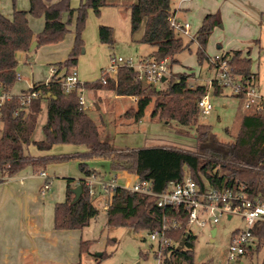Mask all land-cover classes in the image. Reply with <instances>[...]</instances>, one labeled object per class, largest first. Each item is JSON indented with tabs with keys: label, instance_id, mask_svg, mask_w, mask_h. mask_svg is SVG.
<instances>
[{
	"label": "trees",
	"instance_id": "16d2710c",
	"mask_svg": "<svg viewBox=\"0 0 264 264\" xmlns=\"http://www.w3.org/2000/svg\"><path fill=\"white\" fill-rule=\"evenodd\" d=\"M110 4L112 3L107 0H80L78 6L73 8L70 0H29L28 10L13 8L10 17L0 12V95H9L0 104V181L28 165L41 170L50 161L76 158L83 174L76 182L81 185L82 191L74 199L75 180L65 177V198L54 205L55 230H81L99 215L100 208L85 184L87 177L98 174L87 167L85 161L89 158L108 160L109 168L114 172L136 174L140 180L149 182L154 192L164 191L171 182H181L189 176L202 193L208 188L231 190L233 193L242 190L249 198L258 197L264 202V108L247 111L242 115L231 144L214 143L210 125L197 122V117L200 116L197 101L207 92L205 84L197 82L195 86H190L188 80L192 75L183 72L173 74L169 80L165 78L163 83L168 81L167 86L161 89L153 84L143 83L138 78L135 67L122 65L118 67L114 77L105 76V83H102L104 76L101 74L94 82H82V87L85 90H111L116 96L135 97L136 109L125 112V115L135 120L140 119L146 106L153 101L152 117L158 115L189 126L194 129L199 146L206 152L209 149L213 152L207 155L170 146L118 149L101 137L98 123L87 111L78 109L77 91L64 92L61 80L74 69L78 55L81 54V32L88 10L99 14L104 6ZM64 12L67 13L65 20L62 18ZM74 12L76 25L73 44L66 58L53 64L55 72L47 81L35 82L19 94H10L18 79L17 52H28L32 41H36L37 46L59 42L69 31ZM173 14V0H134L129 5L131 35L142 29L138 41L152 48L149 57L155 62L165 60L167 69L177 61L176 55L188 46L183 43L181 32L171 25ZM28 15L44 18V26L37 34L33 33L28 24ZM220 23L219 11L203 16L194 34L199 63L207 59L205 45L214 27ZM98 37L100 42L113 46L110 26L100 24ZM220 55L228 61L235 75L244 82L253 81L255 73L251 71L249 56L244 55L241 50H228ZM209 65L212 67L210 62ZM37 89L44 95L31 99L27 105L23 104L22 98ZM223 90L222 86L213 84L211 94H219ZM229 95L240 99L242 93ZM43 98L47 99L45 122L41 128L43 137L36 140L32 134ZM56 143L82 144L87 150L63 157L32 156L26 151L29 145L35 146L39 151H48ZM218 153H222L224 159L219 158ZM105 194V217L108 225L127 226L135 232H152L166 225L168 229L164 238L168 240V244L157 245L162 249L159 264L193 263L195 235L187 229L186 209L157 207L153 195L120 186L113 190L107 188ZM186 232L190 233L189 236L178 247ZM251 233L257 238L256 245L259 246L264 241V222L256 223ZM87 244L88 240H80V258L73 264H82L81 256L86 252Z\"/></svg>",
	"mask_w": 264,
	"mask_h": 264
},
{
	"label": "rangeland",
	"instance_id": "374dc122",
	"mask_svg": "<svg viewBox=\"0 0 264 264\" xmlns=\"http://www.w3.org/2000/svg\"><path fill=\"white\" fill-rule=\"evenodd\" d=\"M107 1L112 4L104 6L99 14H95L89 9L86 15L81 32V54L78 55L74 67L82 82L98 80L101 68L108 69L111 56L118 55L137 61L140 55L152 51L149 45L138 41L142 29L133 36L130 33L129 5L134 0ZM79 2L80 0H70V6L75 8ZM0 6L3 11H11L13 8L28 7L29 3L28 0H0ZM175 8H177L176 21L186 22L190 26L189 35L180 34L183 43L188 46L176 55L177 61L171 64L170 69H167L166 79L172 78L173 74L186 72L192 75L188 80L190 86L201 82L207 88V81L214 77V69L210 67L209 60L216 54H223L229 49H238L242 50L244 55L249 56L251 71L255 73L253 85L258 94L264 98V0H173V10ZM255 9L257 11L261 9V12H257ZM201 11H204L203 13L219 11L221 23L215 26L216 28L214 27L205 45L207 59L199 63L196 58L198 45L194 34L200 25L197 26L196 15ZM62 18L65 20L67 13L64 12ZM29 21L33 33L37 34L43 26V17L30 16ZM100 24L112 28L113 46L100 42L98 37ZM75 25L76 13L74 12L69 23V31L59 42L55 43L59 48L68 47L66 56L72 48ZM50 45H54V43L36 46L35 50L30 55L28 54L30 56L29 63H24V57L22 55L18 57V53L16 54L17 60L20 59L16 71L18 75H22V79L28 78L29 71L34 72L38 78L45 77L47 73L48 78L50 77L54 66L50 65V67L48 61H44L49 48L52 47ZM22 79H17L15 83L20 84ZM167 82L158 83L156 86L164 89ZM209 92V98L214 107L209 114L198 116L197 122L210 125L211 138L214 143L231 144L239 128L240 119L247 110L242 108L238 97L229 95L227 89L219 94H211V89ZM84 97L89 106L87 113L98 123L101 137L115 148L170 146L207 155L212 151L209 149L210 151L206 152L199 146L194 129L189 126L180 125L158 115L152 117L153 101L146 106L140 119L135 120L131 116L125 115L128 109H136L137 100L135 97L116 96L111 90L106 89L84 90ZM96 105L99 107L96 108ZM46 108L47 99L43 98L36 127L32 134L36 140L43 137L41 128L45 122ZM85 150V145L72 143H56L44 152L39 151L33 145L26 148V151L32 156L57 157L75 155ZM218 154L219 158L224 159L222 153ZM78 162L74 157L50 161L44 169L51 183L56 184L57 182L64 190L65 177L75 179L82 177ZM85 162L88 168L94 169L98 173L96 179L103 181L116 178L120 184H126L128 183L127 175L132 174L126 172L128 174L121 176L120 172L112 171L109 168L108 160L103 158H89ZM91 190H93L92 198L100 208V212L88 225L82 228L81 239L88 240V244L86 252L82 253L81 263L159 264L161 258H158L157 253L155 254L158 240H151L149 232L146 230L135 232L127 226L108 225L105 217L106 194L103 186L94 181ZM99 196H105V201H96ZM202 220H205L203 225L192 222L187 226V229L195 235L192 264H264V241L257 246V238L245 254L235 259L228 258L232 232L246 227L240 215L233 214L231 218L221 215L218 216L217 222L212 223V215L205 212ZM212 228H216L213 241H211L210 234ZM97 253H101V256H97Z\"/></svg>",
	"mask_w": 264,
	"mask_h": 264
},
{
	"label": "built area",
	"instance_id": "2783aa9c",
	"mask_svg": "<svg viewBox=\"0 0 264 264\" xmlns=\"http://www.w3.org/2000/svg\"><path fill=\"white\" fill-rule=\"evenodd\" d=\"M171 25L181 32L183 35H189V24L179 23L174 18H171ZM214 69V77L207 81V92L197 101L200 115H207L211 112L214 104L209 98V89L213 84L222 86L227 89L229 93L240 94L242 108L251 110H261L264 108V98L256 91L253 81L244 82L242 78L235 75L232 68L226 59L221 55L216 54L209 60ZM135 67L138 70V78L145 84L157 85L163 83L162 78L165 77L167 67L165 60L155 62L151 57H141L137 61L131 58H123L118 55L111 57V62L108 69H102L101 74L102 83H105V76L114 77L119 66ZM55 72V67L52 73ZM61 85L65 93L73 90L77 91L78 109L87 111L89 108L85 97L82 81L79 80L76 71L73 69L68 74L64 75L61 80ZM44 94L40 90H32L22 98V103L27 105L31 99L42 97ZM8 94L0 95V104L3 99L8 98ZM38 174L44 179V184L41 186V192L50 189L51 181L44 171H39ZM132 179L128 178V183L120 184L116 178H111L108 181L96 179L95 174L85 179V184L89 187V192L92 194L91 185L94 181L103 186L104 191L107 188L113 190L115 187H123L131 191L153 195L157 207H183L188 211L187 225L196 222L203 225L205 220H202L203 214L209 212L212 215V223L217 222L218 216L226 215L231 218L233 214L241 216L245 222L244 229H236L231 234L230 245L228 248V258L235 259L246 253L248 248L254 244L256 237L251 233L252 227L258 222H264V202L258 197L249 198L247 194L240 190L232 192L231 190H218L216 188H208L205 192H200L196 183L187 176L183 181L177 183H170L168 189L161 192H154L150 188L147 181H142L136 174H131ZM175 226V221H173ZM168 226L164 225L160 230L155 229L149 232L151 240H158V244H168V240L164 238V233ZM161 248H156L158 258H161Z\"/></svg>",
	"mask_w": 264,
	"mask_h": 264
},
{
	"label": "crops",
	"instance_id": "0c3cea01",
	"mask_svg": "<svg viewBox=\"0 0 264 264\" xmlns=\"http://www.w3.org/2000/svg\"><path fill=\"white\" fill-rule=\"evenodd\" d=\"M28 8L29 6H22L17 9L28 10ZM176 10L177 8L174 9V19ZM12 11L13 9L3 11L0 6V12L7 17L12 15ZM255 11L257 10L255 9ZM203 12L201 11L196 15L197 26L201 24L203 16L210 13ZM257 12H261V9ZM30 16L28 15L27 18L31 28ZM50 46L52 47L49 48L44 61H48L49 66H54V63L63 61L66 58L68 47L62 46L59 48L55 43ZM35 48L28 52L18 51V57L22 55L24 63H29V55ZM149 56L150 53L140 55L138 60L141 57ZM36 57L38 58V55ZM29 74L28 78L24 77L23 79L22 75H18V79H22V82L20 84L14 83L10 94H19L22 90L28 89L33 83L49 79L48 73L41 78L36 77L32 71H29ZM98 107L99 105H96V108ZM39 171L46 173L45 169L36 170L28 165L13 176L0 181V264H73L80 258L79 244L82 229L55 230L53 227L54 205L64 200L65 189L63 190L57 182L56 184L52 182L50 189L42 194L40 188L44 179L38 174ZM120 174L124 176L128 173L122 171ZM46 175L48 176L47 173ZM127 176L130 180L132 179V175L128 174ZM0 178H2L1 172ZM79 178L81 177L74 178V185H77L76 181ZM104 198L105 196H99L96 201H105Z\"/></svg>",
	"mask_w": 264,
	"mask_h": 264
},
{
	"label": "water",
	"instance_id": "95a60500",
	"mask_svg": "<svg viewBox=\"0 0 264 264\" xmlns=\"http://www.w3.org/2000/svg\"><path fill=\"white\" fill-rule=\"evenodd\" d=\"M37 46V42L36 41H32V43L30 44V46H29V51L30 50H32L34 47H36ZM82 52H83V49H82ZM164 77L162 78V80L164 81ZM81 191H82V187H81V185L80 184H77L74 188H73V193H74V199H77L78 197H79V195H80V193H81ZM189 232H186L185 233V235L182 237V240L179 242V244H178V247H181L182 245H183V243H184V241H185V239L187 238V236H189ZM210 234H211V241H213L214 239V236H215V234H216V228H212L211 230H210ZM101 255V253H97V256H100Z\"/></svg>",
	"mask_w": 264,
	"mask_h": 264
}]
</instances>
